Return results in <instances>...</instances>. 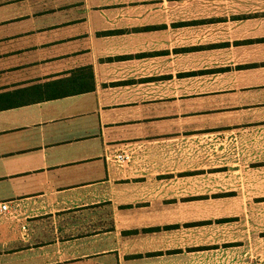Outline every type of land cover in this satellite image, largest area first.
I'll return each mask as SVG.
<instances>
[{
    "label": "crops",
    "instance_id": "0c3cea01",
    "mask_svg": "<svg viewBox=\"0 0 264 264\" xmlns=\"http://www.w3.org/2000/svg\"><path fill=\"white\" fill-rule=\"evenodd\" d=\"M190 1L0 0V264H236L205 215L264 198V1ZM223 116L250 157L205 172L189 122Z\"/></svg>",
    "mask_w": 264,
    "mask_h": 264
},
{
    "label": "rangeland",
    "instance_id": "374dc122",
    "mask_svg": "<svg viewBox=\"0 0 264 264\" xmlns=\"http://www.w3.org/2000/svg\"><path fill=\"white\" fill-rule=\"evenodd\" d=\"M197 1H205V2H196L193 3L190 1V18H196L192 14L201 13L205 17L212 16L214 14L225 15L230 10H238L240 8H244L243 6L236 5V1H264V0H197ZM198 8V12L197 11ZM199 15V16H202ZM189 34V44H196L200 42V37L205 41H214L221 40L222 37H226L229 34V28L215 30L217 35H209L208 33L214 32L213 28H205V32L202 31V34L199 33V36L196 34V30L190 28ZM199 38V39H198ZM198 39V41H197ZM180 44V38H178V42H176V38H174V45ZM224 56H227L226 54ZM197 60L194 58L190 60V63H196ZM196 120V119H194ZM190 120V126H204V135H201L204 140L205 150L203 154L199 151V158H204L205 162V172H212V167L215 165H224L226 163L223 159H228V157L232 158V160L236 159L239 163L241 160L250 157L242 147L241 149H231L224 154H219L218 151L212 149L210 145L213 143H226L229 144L231 137H235L234 133H227L228 130L225 129L228 123L234 121V119L230 117H221L216 119L209 118H200L198 121ZM176 125V123H174ZM222 125V126H221ZM224 125V126H223ZM211 127H216L217 133H210L214 130ZM231 135V136H230ZM201 140V139H199ZM210 144V145H209ZM196 150V149H195ZM193 149L190 153V157H195L196 151ZM255 151V149H253ZM195 153V154H194ZM252 156V155H251ZM217 157V161L215 158ZM219 160V161H218ZM223 162H220L222 161ZM192 165V164H190ZM194 168L195 166H190ZM226 210H222L220 213L215 215H205V218L209 217L219 218L217 221H230L233 223L231 226V231L236 233L237 238V246L236 254H237V262L236 264H264V198H255V197H243L238 196L235 203V208L229 210L227 206L222 208ZM228 228V226H225ZM248 240L251 242L252 246L244 247L242 243ZM251 256V260L249 259ZM247 256V260H246ZM249 259V260H248Z\"/></svg>",
    "mask_w": 264,
    "mask_h": 264
},
{
    "label": "built area",
    "instance_id": "2783aa9c",
    "mask_svg": "<svg viewBox=\"0 0 264 264\" xmlns=\"http://www.w3.org/2000/svg\"><path fill=\"white\" fill-rule=\"evenodd\" d=\"M133 157V154L128 152V151H124L118 155L115 156V160L120 164V165H126L129 164L131 162V159ZM8 210V206L6 204L2 205L0 211L1 212H5Z\"/></svg>",
    "mask_w": 264,
    "mask_h": 264
}]
</instances>
